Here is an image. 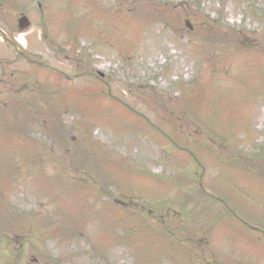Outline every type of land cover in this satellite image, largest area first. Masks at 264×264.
Instances as JSON below:
<instances>
[{
    "label": "rangeland",
    "instance_id": "obj_1",
    "mask_svg": "<svg viewBox=\"0 0 264 264\" xmlns=\"http://www.w3.org/2000/svg\"><path fill=\"white\" fill-rule=\"evenodd\" d=\"M36 2L0 0L46 64L0 33V264H264V0ZM109 96L134 138L97 123Z\"/></svg>",
    "mask_w": 264,
    "mask_h": 264
},
{
    "label": "water",
    "instance_id": "obj_2",
    "mask_svg": "<svg viewBox=\"0 0 264 264\" xmlns=\"http://www.w3.org/2000/svg\"><path fill=\"white\" fill-rule=\"evenodd\" d=\"M24 20H26V19H24Z\"/></svg>",
    "mask_w": 264,
    "mask_h": 264
}]
</instances>
